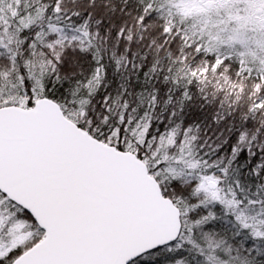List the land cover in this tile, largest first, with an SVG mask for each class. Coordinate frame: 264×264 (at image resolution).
Listing matches in <instances>:
<instances>
[{
	"label": "snow or ice",
	"instance_id": "6c2138e0",
	"mask_svg": "<svg viewBox=\"0 0 264 264\" xmlns=\"http://www.w3.org/2000/svg\"><path fill=\"white\" fill-rule=\"evenodd\" d=\"M0 264H264V0H0Z\"/></svg>",
	"mask_w": 264,
	"mask_h": 264
}]
</instances>
